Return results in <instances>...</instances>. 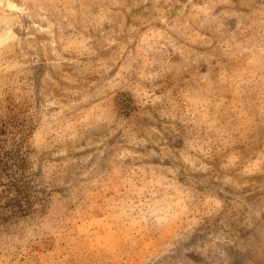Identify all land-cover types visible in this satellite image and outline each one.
<instances>
[{"label": "rangeland", "instance_id": "rangeland-1", "mask_svg": "<svg viewBox=\"0 0 264 264\" xmlns=\"http://www.w3.org/2000/svg\"><path fill=\"white\" fill-rule=\"evenodd\" d=\"M0 264H264V0H0Z\"/></svg>", "mask_w": 264, "mask_h": 264}, {"label": "trees", "instance_id": "trees-1", "mask_svg": "<svg viewBox=\"0 0 264 264\" xmlns=\"http://www.w3.org/2000/svg\"><path fill=\"white\" fill-rule=\"evenodd\" d=\"M18 160L14 149L5 151L0 147V223L23 216L29 208L26 185L15 174L24 167L23 161Z\"/></svg>", "mask_w": 264, "mask_h": 264}]
</instances>
